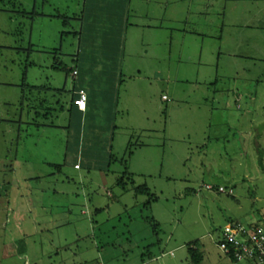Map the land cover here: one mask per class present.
<instances>
[{"label": "rangeland", "instance_id": "1", "mask_svg": "<svg viewBox=\"0 0 264 264\" xmlns=\"http://www.w3.org/2000/svg\"><path fill=\"white\" fill-rule=\"evenodd\" d=\"M85 2L0 0V118L22 106L29 123L15 167L17 125L0 119V264H162L190 246L229 264L224 227L264 220V0ZM93 40L118 43L116 78L74 146L54 109L75 79L51 59L70 68Z\"/></svg>", "mask_w": 264, "mask_h": 264}, {"label": "crops", "instance_id": "2", "mask_svg": "<svg viewBox=\"0 0 264 264\" xmlns=\"http://www.w3.org/2000/svg\"><path fill=\"white\" fill-rule=\"evenodd\" d=\"M86 0H83V6H82V11L81 14L84 15L85 13V9L87 8L86 5ZM118 2L124 3L127 0H117ZM100 3V2H99ZM121 8H123V6H121ZM96 9H98V11H100V9H102V7L100 6V4L98 6H96ZM80 12V10L78 11ZM78 23L80 25V28L75 30V33H78V31L82 32L84 30V23H83V19L80 20V18H77ZM101 26V24H100ZM110 26H112V24H110ZM105 30H112L111 28L109 29H105ZM112 49H114L112 51ZM111 51V52H108ZM118 53V43H113L110 41H98L96 42L95 40L93 41H84L83 45L81 46V48H79V51L77 52V54L72 58V67L68 68L66 64H64V62H58V60L56 58L51 59L53 64L52 67L55 68V64H60L62 66H64L67 70H72V69H76L77 70V74L74 77V82L72 84L71 89L69 90L70 94H69V98L67 100L66 103L61 104L60 102H57L56 104V109H54V111H56L58 113V115L62 116V118L64 119V125H62V128H66L68 130V132L65 133L66 137H67V142L69 143V136L71 135L70 129H73V138L74 140L72 141V143L74 144V146H80L82 143H85V141L88 143L91 141V138L96 134V132H98V126H96L95 124H93L92 121L94 116L96 115V113L99 110L98 107V101L97 98L101 97L102 95H106V93L101 94V91H99L98 88V84L100 82H106L109 85H111L112 87V78L110 79L109 76L113 77L114 79L116 78V71L113 73H111L112 71L110 70L111 67L109 68V66H111V62L114 61L116 59V54ZM111 71V72H110ZM112 75H111V74ZM111 81V82H110ZM30 84V83H29ZM30 85H35L38 87H42L41 90H39V92L42 93H50V94H56V95H60L62 92L65 91V82L63 81L62 83V87L59 86H54L52 84H30ZM79 88H83L86 91L87 94V99H86V107L84 111L78 110L77 107L73 104V99L76 96L75 91ZM63 89V90H62ZM37 92V93H39ZM23 98V96H22ZM21 102L23 103L24 100H21ZM109 102V100H108ZM41 103V101H40ZM42 103H46V101L43 100ZM55 104V103H54ZM18 115L14 114L15 117L8 119L6 117L3 116V118H0L3 121H12L13 123H15L14 125H17V136H16V153H15V157H14V166L15 167H19L21 165V157H18V150L21 148V141H20V137H21V131L23 129V125L24 124H29L27 119L24 120L23 119V109L22 106H20L19 111H18ZM49 113L46 114V116H48ZM86 131L88 132V134L86 135ZM1 159V157H0ZM78 159V158H77ZM76 165V164H75ZM75 169H80V167L75 168ZM14 187H16V183H14L13 185ZM217 245V242H216ZM218 248V246H217ZM197 249L200 254H201V260L199 262V264L204 260V258H206L210 263V253H206L205 251H200L197 247L195 248ZM219 252L221 254H223L220 249L218 248ZM170 252H172V255L170 254ZM189 254V251H187ZM21 255H24L25 257H27V253L26 251H22ZM149 255V262H158V257L154 256L153 254L148 253ZM225 256L226 259L222 260L220 259L223 263L228 262L229 264H234V263H238L239 261H234L232 260L229 256L223 254ZM3 258H5L7 255L5 253H2ZM150 256H152V258H150ZM189 258H187L186 256L183 255V253H180L178 256L176 255V253H174L173 249H169L167 251H164L163 253H161V259L162 260V264H179L181 263V261H185L186 264H191L190 263V255H188ZM165 257H168V261H165ZM177 257V259H176ZM215 259V258H214ZM226 260V261H225ZM217 264H222V263H218L215 262ZM213 262V264H215ZM247 263V262H246ZM30 264V263H28ZM141 264H145V262H142ZM247 264H250L249 262Z\"/></svg>", "mask_w": 264, "mask_h": 264}, {"label": "built area", "instance_id": "3", "mask_svg": "<svg viewBox=\"0 0 264 264\" xmlns=\"http://www.w3.org/2000/svg\"><path fill=\"white\" fill-rule=\"evenodd\" d=\"M71 74H77L76 69ZM76 96L73 104L78 110L84 111L86 107L87 94L83 88L75 91ZM165 98V97H163ZM78 167V165H75ZM206 190H212V185H204ZM218 191H224L222 187ZM220 251L234 261H246L250 264H264V220L261 223H243L230 221L224 227L217 240ZM172 255V252H170Z\"/></svg>", "mask_w": 264, "mask_h": 264}, {"label": "trees", "instance_id": "4", "mask_svg": "<svg viewBox=\"0 0 264 264\" xmlns=\"http://www.w3.org/2000/svg\"><path fill=\"white\" fill-rule=\"evenodd\" d=\"M56 69H59V70H63V71H69L67 70L64 66L60 65V64H55L54 66ZM71 72V70H70ZM24 77L25 75L23 76V82H22V86H23V89H27V90H30V91H34V92H39V90H41L40 87L38 86H35V85H30L29 83H27L25 80H24ZM63 90V89H62ZM24 98V96H23ZM43 101H41L42 103ZM117 184L121 187H124L125 185V182L123 180V177L119 178L117 180ZM134 192L136 194H149L151 195V193H149L148 191V188L146 186H138V187H134ZM152 197V196H151ZM148 203V202H147ZM154 226H157V224H154ZM158 242V240H157ZM188 251H189V255H190V263L191 264H199L200 260H201V254L200 252L193 248L192 246H190L188 248ZM150 258H152V256H150Z\"/></svg>", "mask_w": 264, "mask_h": 264}]
</instances>
